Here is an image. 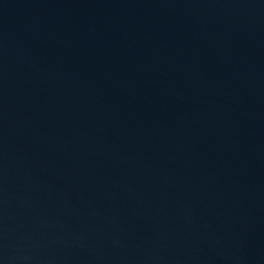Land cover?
<instances>
[{
  "label": "water",
  "instance_id": "obj_1",
  "mask_svg": "<svg viewBox=\"0 0 264 264\" xmlns=\"http://www.w3.org/2000/svg\"><path fill=\"white\" fill-rule=\"evenodd\" d=\"M0 264H264V0H0Z\"/></svg>",
  "mask_w": 264,
  "mask_h": 264
}]
</instances>
